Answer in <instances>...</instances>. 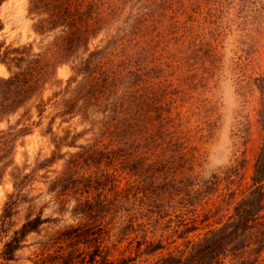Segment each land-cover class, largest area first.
I'll return each instance as SVG.
<instances>
[{
	"label": "rangeland",
	"instance_id": "374dc122",
	"mask_svg": "<svg viewBox=\"0 0 264 264\" xmlns=\"http://www.w3.org/2000/svg\"><path fill=\"white\" fill-rule=\"evenodd\" d=\"M30 1L0 0V43L4 46L33 43L29 57H34L50 44L53 49H58L66 41L61 36L62 27L40 31L41 15L35 13L39 10L31 6ZM162 1L131 0L130 5L124 6L119 21L99 30L91 38H82L85 45L70 54L69 62L57 66L50 79L24 106L0 116V133L8 131L16 136L12 138L5 134L8 141L0 146V264H38L41 260L42 264H54L57 250L62 246L56 243V237L65 228L77 227L81 221L82 216H75L76 200L65 205L55 203L54 181L62 176L73 156L77 158L83 145L101 140L103 126L110 120L114 106L118 105V112L124 119L129 112L121 106L120 91H116V86L112 93L106 92L105 97L98 100L84 93L78 94L82 76L70 84L69 79L75 76L76 66L91 51L106 46L114 34H127L139 16L156 11L154 8ZM61 2L66 8L68 1ZM183 2H192V8L203 13L212 12L214 16L207 22L188 21L177 36L172 35L176 41L168 47V60L164 51L158 56L163 58L161 62L169 63L170 73L173 71L176 78L185 83L186 100L182 102L185 109L203 106L204 112L196 110L201 121L206 118L208 121L202 122L207 130L192 132L195 138L190 146L196 147V153L200 155L194 169L179 167L170 173L184 171L186 185L190 184L196 190L217 191L201 204L193 203L184 217L175 215L173 211L177 207H172L169 202L171 209L164 202L154 206L158 212L171 210L158 223L157 235H173L176 226L179 229L197 228L184 240H168L171 250L184 248L183 243L190 239H202L210 228L225 224L233 227L231 214L243 193L250 195L254 187L255 164L264 152V0H204L203 5L200 0ZM42 8L50 12L55 4ZM146 20L142 19V24L130 34L134 37L133 43L153 37L156 32L158 36L165 35L164 23L158 21L156 26ZM99 57L93 61L92 69L99 64ZM194 72L198 74L193 77ZM9 75L7 66L0 64V77ZM71 96L77 99H68ZM63 100L71 102L64 103ZM70 105L72 110H69ZM193 127L189 126L190 129ZM182 136L188 137L187 130ZM18 169L23 174H31L32 178L36 176L28 182L23 195L16 197L15 186L20 180H16L13 173ZM181 177L180 174L178 179ZM261 184L264 188V181ZM13 193L14 200L17 199L14 214L4 217L6 202L11 200L9 197ZM171 212L172 216H169ZM35 217L42 221L38 231L29 233L8 259L10 242L17 231L29 218ZM76 264H85V261ZM213 264H264V203L260 213L249 222L246 234L223 248Z\"/></svg>",
	"mask_w": 264,
	"mask_h": 264
},
{
	"label": "trees",
	"instance_id": "16d2710c",
	"mask_svg": "<svg viewBox=\"0 0 264 264\" xmlns=\"http://www.w3.org/2000/svg\"><path fill=\"white\" fill-rule=\"evenodd\" d=\"M67 1L66 8L61 0L30 1L31 6L39 10L35 13L41 15L40 31L62 27L61 36L66 43L58 49H53L50 44L49 48L29 57L33 43L20 46L0 43V64L6 65L10 71L8 77H0V116L24 106L50 79L57 66L69 62L70 54L85 45L83 39L91 38L99 30L119 21L124 6L131 4V0ZM200 3L203 5L204 0ZM52 4H55L52 11L43 10L42 6ZM192 5V2L183 0H163L154 8L156 11L139 16L130 33L114 34L106 46L91 51L76 66L75 76L69 79L68 84L82 76L78 94L84 93L98 100L105 97L106 92L112 93L113 86H116V91H120L121 106L129 113L124 119V115L118 112V105L114 106L110 120L100 132L103 135L101 140L83 145L77 158L74 155L62 176L54 181L55 203L65 205L76 200L75 216H82L77 227L65 228L56 237V243L62 246L57 250L54 264H76L79 261H85V264H213L223 248L246 234L249 222L262 210L263 151L255 164L254 187L250 195L243 193L231 214L232 228L227 224L210 228L202 239L185 241L184 248L176 247L175 250H171L167 241L184 240L196 227L186 226L181 230L176 226L177 231L167 237L157 235L155 231L158 223L166 218L165 213L171 211L158 212L154 207L156 204L164 202L171 209V203L172 207H177V210L173 209L175 215L184 217L193 203L201 204L217 191L196 190L190 184L186 185L184 171L170 173L179 167L194 169L200 155L190 143L195 138L194 133L207 130L202 124L207 123V118L202 115L205 121H201L196 110L202 113L205 108L200 105L185 109V83L176 78L173 71L170 73L169 63L161 62L163 58L158 56L164 51L168 60V47L175 40L173 36H177L188 21L207 22L214 16V13H203ZM142 19L156 26L158 21L164 23L165 35L158 36L156 32L153 37L133 43L134 37L130 34L142 24ZM98 55L99 64L92 69ZM197 74L194 72L192 76ZM112 75L114 81H109ZM103 89L105 93L101 92ZM68 99L77 98L71 96ZM72 109L70 105L69 110ZM192 125L194 127L190 129ZM184 130H187V136L190 134L186 139L182 136ZM5 134L16 137L8 131L1 132L0 146L8 141ZM13 174L16 180H20L15 186L18 190L16 197L22 196L28 189V182L36 175L32 178L31 174H23L19 169ZM180 174L182 177L178 179ZM14 197V193L11 194V200L6 202L4 217L14 214L17 203ZM41 224L39 217L29 218L23 224L10 242L8 259L15 249L21 247V241L32 231H38ZM41 261L37 263L42 264Z\"/></svg>",
	"mask_w": 264,
	"mask_h": 264
}]
</instances>
